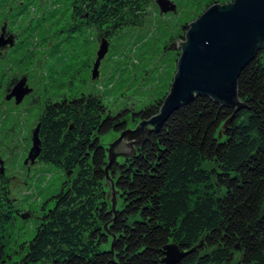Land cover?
Segmentation results:
<instances>
[{
    "label": "trees",
    "instance_id": "1",
    "mask_svg": "<svg viewBox=\"0 0 264 264\" xmlns=\"http://www.w3.org/2000/svg\"><path fill=\"white\" fill-rule=\"evenodd\" d=\"M150 3L73 0L68 33L95 27L113 35L140 24ZM238 79L249 105L198 95L115 162L101 135H119L130 116L151 119L165 93L117 114L97 94L46 101L35 160L53 164L65 180L31 237L9 253L0 247V264H164L167 245L182 253L174 264H264V48ZM3 169L0 161V239L20 214Z\"/></svg>",
    "mask_w": 264,
    "mask_h": 264
},
{
    "label": "rangeland",
    "instance_id": "2",
    "mask_svg": "<svg viewBox=\"0 0 264 264\" xmlns=\"http://www.w3.org/2000/svg\"><path fill=\"white\" fill-rule=\"evenodd\" d=\"M72 1L0 0V21H6L11 34H20L16 44L17 38L24 40L21 49L6 55L8 61L0 62V161L10 178L12 203L20 212L14 213L0 239V247L7 253L31 237L42 207H48L45 202L60 191L65 180L56 166L32 161L28 155L44 103L62 95L97 94L107 110L117 114L123 108L136 111L156 101L167 93L176 67L178 52L170 43H176L193 17L212 2L223 0H169L175 10L167 12H161L157 0H151L140 24L125 26L109 36L95 27L68 33L74 25ZM16 5L17 11L10 15L9 9ZM102 45L106 50L94 76ZM9 63L10 69L5 66ZM22 74L27 75L31 92L15 102L8 99L7 90L10 81ZM141 122L130 116L128 128ZM118 136L109 130L101 135V142L107 147Z\"/></svg>",
    "mask_w": 264,
    "mask_h": 264
},
{
    "label": "water",
    "instance_id": "3",
    "mask_svg": "<svg viewBox=\"0 0 264 264\" xmlns=\"http://www.w3.org/2000/svg\"><path fill=\"white\" fill-rule=\"evenodd\" d=\"M161 12L175 10L169 0H157ZM171 49L178 50L176 67L164 97L160 112L142 121L139 126L123 128L118 138L109 145L110 162L118 156L128 157L134 148L149 139V130L163 128L169 114L196 96H207L213 101L240 108L243 99L239 75L264 48V0H223L212 2L200 15L187 23L183 36L176 37ZM104 45L98 51L93 75L99 59L105 53ZM38 125L33 130V147L29 158L38 155ZM112 195L113 186H111ZM113 205L115 200L113 197ZM164 264H174L182 253L174 245L165 247Z\"/></svg>",
    "mask_w": 264,
    "mask_h": 264
},
{
    "label": "flooded vegetation",
    "instance_id": "4",
    "mask_svg": "<svg viewBox=\"0 0 264 264\" xmlns=\"http://www.w3.org/2000/svg\"><path fill=\"white\" fill-rule=\"evenodd\" d=\"M2 8V7H1ZM18 5L16 8H10L9 14H12V11H17ZM20 34H11L10 29L7 27L5 20L0 21V62L8 61L6 55L14 53V48H20L24 44L22 38H17L18 42L16 44L15 37ZM21 49V48H20ZM9 64L5 66L10 69ZM28 77L25 74L21 76L14 77L9 83V88L7 90L8 99L13 98L15 102L22 101L27 94H30L31 87L28 82Z\"/></svg>",
    "mask_w": 264,
    "mask_h": 264
}]
</instances>
